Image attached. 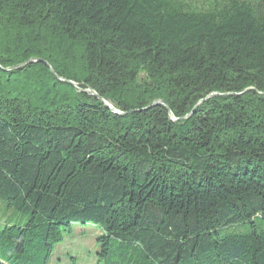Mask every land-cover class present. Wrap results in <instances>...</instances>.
<instances>
[{
	"label": "trees",
	"instance_id": "obj_1",
	"mask_svg": "<svg viewBox=\"0 0 264 264\" xmlns=\"http://www.w3.org/2000/svg\"><path fill=\"white\" fill-rule=\"evenodd\" d=\"M0 200V264L76 224L107 264H264V0H0Z\"/></svg>",
	"mask_w": 264,
	"mask_h": 264
},
{
	"label": "rangeland",
	"instance_id": "obj_2",
	"mask_svg": "<svg viewBox=\"0 0 264 264\" xmlns=\"http://www.w3.org/2000/svg\"><path fill=\"white\" fill-rule=\"evenodd\" d=\"M194 7L208 8L217 0H187ZM29 221L15 208H10L0 200V232L8 225H26ZM246 227V225H244ZM101 232L93 224H76L71 232L66 233L65 240L55 247L51 264H107L101 261Z\"/></svg>",
	"mask_w": 264,
	"mask_h": 264
},
{
	"label": "water",
	"instance_id": "obj_3",
	"mask_svg": "<svg viewBox=\"0 0 264 264\" xmlns=\"http://www.w3.org/2000/svg\"><path fill=\"white\" fill-rule=\"evenodd\" d=\"M38 61H41V59L33 58V59H31V60H29V61H27V62H25V63H23V64H21V65H17V66L9 67V68H4V69H5V70H13V69H15V68H19V67H22V66H24V65H27V64L30 63V62H38ZM49 67H50V69H51V72H52L54 75L58 76L57 73L55 72L53 66H52L50 63H49ZM62 79L68 81L69 83L73 84V85L76 86V87H79L78 83H76L75 81L68 80V79H65V78H62ZM250 89H253V88H248L247 90H250ZM82 90H83V91H86V92H90V93H92L93 95H95L98 99L102 100L106 106H108L110 109H112L115 113H117V114H125L124 111H121V110H119V109L114 108V106H113L108 100H106V99L103 98L101 95H99L94 89H92V88H86V89H82ZM221 95H225V94H224V93H219V92H213V93L207 95L205 98L201 99V100L199 101V103L195 106V108H196L199 104H201V103H203L205 100H207L208 98L217 97V96H221ZM157 104H165V105H167L166 102H165L164 100H162V99L156 100L152 105H157ZM195 108H194V109H195ZM190 115H191V113H189L186 117H189ZM171 116H172V119H173V120H175V121H176V120H179L178 118L174 117L172 113H171Z\"/></svg>",
	"mask_w": 264,
	"mask_h": 264
}]
</instances>
